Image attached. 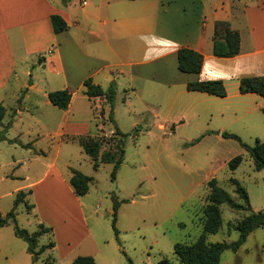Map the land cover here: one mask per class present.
Returning <instances> with one entry per match:
<instances>
[{"label":"rangeland","instance_id":"374dc122","mask_svg":"<svg viewBox=\"0 0 264 264\" xmlns=\"http://www.w3.org/2000/svg\"><path fill=\"white\" fill-rule=\"evenodd\" d=\"M165 72L162 81L115 74L114 122L110 126H117L126 135L123 159L114 179L113 163H100L95 169L78 137H71L81 130H67L60 137L53 134L49 127L55 120L48 124L41 121L43 107L35 106L41 104V99L34 94L28 99L33 106L22 110L2 131L8 120L4 115L0 123L6 138L0 140V212L5 217L14 206L16 193L30 189L14 206L15 223L29 233L37 230L39 223L51 227L39 237L37 246L54 242L52 248L39 255L37 264H70L78 255H92L96 264H157L162 258L176 264L174 244L194 240L202 233L207 181L213 177L233 200L243 203L230 181L236 178L247 191L252 209L264 211V169L256 170L239 142L222 135L234 133L250 146L256 139L264 141V96L241 94L235 84L224 85L225 96L188 91L183 85L170 84L171 67ZM83 90L74 97L77 112L73 115L77 122L84 116L90 118L88 133L94 135V123L100 124L101 120L94 121L96 115ZM7 95L11 97V92ZM80 107L84 111L78 110ZM102 137L107 149L113 138H118L113 133ZM239 154L242 161L232 171L227 162ZM33 155L36 159L31 158ZM52 160L69 187L70 168L92 177L88 192L78 197L84 219L69 212L73 207L64 188L25 186L44 176ZM50 176L52 173L47 182ZM114 196L120 201L115 220L117 234L111 227ZM219 209L221 225L216 233L208 235V241L236 240L239 233L234 225L248 211L227 203L220 204ZM81 221L91 233L83 239ZM65 223L72 224L75 232L66 233ZM13 226L9 220L0 227V264H32L27 243L15 235ZM68 235L74 242L81 240L66 254ZM233 252L225 249L219 264H264V228H254L237 256Z\"/></svg>","mask_w":264,"mask_h":264},{"label":"crops","instance_id":"0c3cea01","mask_svg":"<svg viewBox=\"0 0 264 264\" xmlns=\"http://www.w3.org/2000/svg\"><path fill=\"white\" fill-rule=\"evenodd\" d=\"M52 14L65 20V30L53 32ZM217 20L227 21L231 29L238 31L237 54H213L212 35ZM181 46L202 54L199 73H185L177 68L176 51ZM168 67L172 75L170 84L185 88L188 82L221 79L223 85L235 84L238 89L240 77L264 75V0H0V104L8 106H4L5 117L10 125L22 110L33 106L28 99L34 94L41 99L40 105L35 104L37 108L43 107L41 121L48 124L55 120L49 127L54 135H66L67 130H81L72 133V138L89 135L91 119L84 116L77 122L73 115L77 112L73 108L74 97L83 88L84 79L90 77L106 89L116 73L162 81ZM64 88L72 95L68 107L59 109L49 102L47 92ZM87 99L96 115L94 121L101 120L100 124L94 123L96 133L89 136L112 134L118 127L110 126L114 120L112 111L109 118L110 107L105 98ZM107 147L103 145L101 153ZM31 158L36 159L35 155ZM66 182L52 160L46 165L44 176L25 186L64 188L73 207L69 212L82 220L79 196ZM63 201L66 200L59 202ZM251 210L256 212L252 207ZM65 224L66 233L75 232L72 224ZM79 226L84 230L81 239L91 235L84 221ZM72 238L68 235L65 240L66 254L81 240L74 242ZM238 250L233 252L234 256Z\"/></svg>","mask_w":264,"mask_h":264},{"label":"trees","instance_id":"16d2710c","mask_svg":"<svg viewBox=\"0 0 264 264\" xmlns=\"http://www.w3.org/2000/svg\"><path fill=\"white\" fill-rule=\"evenodd\" d=\"M50 21L54 33H59L67 27L65 20L58 14H52L50 16ZM239 43L240 37L237 30L231 29L229 23L225 20L215 21L212 35V52L215 56L230 57L237 54L239 51ZM176 55L177 68L180 71L185 73H199L201 71L203 56L200 52L189 47L181 46L177 49ZM83 87V93L88 98H105V101L110 107L109 118L111 120V108L115 96L114 83L111 82L106 89H103L99 84L93 83L92 79L88 77L83 80ZM186 89L190 91L205 92L216 96L226 95L225 87L221 79L188 82L186 84ZM238 91L240 93H256L260 96H264V75L240 77ZM71 95V91L67 88L47 92L49 102L59 109H66L68 107ZM5 113L6 108L0 104V123L3 120ZM9 125L10 121L5 124V128L2 131H4ZM2 131L0 130V140L6 139L2 134ZM125 135L126 134L121 132L118 128H115L113 136H118V138H113L114 142L112 145L108 150H105L102 153L101 149L104 143H106L103 142L102 136H80L78 137V142L83 151L90 157L95 169L98 168L100 163H113L111 178L114 179L116 170L123 159V138ZM222 135L239 142V144L249 153L256 170L264 169L263 140L256 139L254 145L250 146L241 141L240 137L234 133L223 132ZM197 140H199V138L195 141ZM241 161L242 155H235L227 162L228 168L233 171ZM70 173L69 184L71 185L73 192L78 196L86 194L92 181V177L85 175L74 168H70ZM230 181L234 184L235 190L243 200V203L233 200L230 194L218 185L217 180L211 178L207 182L209 188L207 193L208 202L202 207V233L191 242H176L174 244L173 250L177 257L176 264H219L221 254L225 249H231L235 252L239 246L245 242L248 234L254 228H264V211H252L245 188L236 178L231 177ZM29 193L30 190L27 192L19 190L14 199V206L23 201L24 196ZM119 203L120 201L114 196L111 213V227L115 234L118 232L115 227V218ZM222 203H227L236 209L248 211V213L234 225V228L239 233L236 240L231 242H211L208 241L207 237L209 234L216 233L221 225L222 218L219 206ZM14 206L5 217H3L0 212V227L8 224L9 220H12L14 222L13 228L15 235L26 241V251L31 254L32 264H37L36 261L39 255L45 249L54 246V242L52 241L37 246L39 237L45 232L51 231V227H45L42 223H39L38 229L31 233L24 228H20L15 223ZM70 264H96V262L92 256L78 255ZM157 264H171V261L167 258H162Z\"/></svg>","mask_w":264,"mask_h":264}]
</instances>
